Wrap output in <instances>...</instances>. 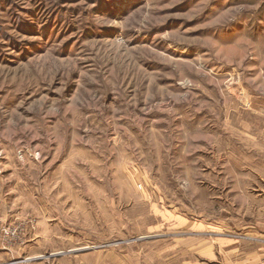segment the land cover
<instances>
[{
	"label": "rangeland",
	"instance_id": "1",
	"mask_svg": "<svg viewBox=\"0 0 264 264\" xmlns=\"http://www.w3.org/2000/svg\"><path fill=\"white\" fill-rule=\"evenodd\" d=\"M264 0H0V264H262Z\"/></svg>",
	"mask_w": 264,
	"mask_h": 264
},
{
	"label": "built area",
	"instance_id": "2",
	"mask_svg": "<svg viewBox=\"0 0 264 264\" xmlns=\"http://www.w3.org/2000/svg\"><path fill=\"white\" fill-rule=\"evenodd\" d=\"M262 264H264V259L262 260Z\"/></svg>",
	"mask_w": 264,
	"mask_h": 264
}]
</instances>
